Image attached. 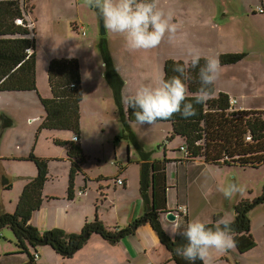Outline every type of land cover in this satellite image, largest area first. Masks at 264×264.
Instances as JSON below:
<instances>
[{
	"label": "rangeland",
	"instance_id": "rangeland-1",
	"mask_svg": "<svg viewBox=\"0 0 264 264\" xmlns=\"http://www.w3.org/2000/svg\"><path fill=\"white\" fill-rule=\"evenodd\" d=\"M260 2L261 0H211V13H209V17H207L211 18V55H216L219 51L239 52L241 55L244 54L243 57L234 64L221 65L220 78L223 80L235 74L240 76L241 72H239V70L241 69V64L244 63L243 65L245 66L242 73L246 85L245 91L256 94L257 100L253 102L257 105L264 104V81L263 78L261 82L258 81L259 75L257 73V65L252 64L255 62L256 56L257 59L261 58L259 53H254L253 51L259 50L260 45L264 42V15H262L264 12L260 13L257 11V7H263L259 5ZM32 3L33 7L31 12L24 13V18L28 21V27L31 30V38L35 39L37 89L42 94L43 88H47V90L49 88L47 82L49 61L58 56L76 54L84 60V58H87V55H89L93 60V67L88 65L85 72L92 75L93 73L102 71V59L99 50V43L102 36L105 39H111V45L119 56V70L128 79L129 77H134L132 70L133 65L138 61V57L142 56L145 58L149 52V50L130 51L126 47L123 36L120 34L106 31L101 35V19L94 9L85 6L84 0H33ZM159 6L166 14H174L176 11L182 12V10L188 13L193 7H198L199 9L203 8V4L200 0H159ZM253 10L256 12L252 13ZM205 15L207 16V12ZM16 22L21 23L22 20L17 19ZM199 44L202 46L204 43ZM177 46L178 42L176 38L172 42L166 35L158 46V50L160 51L162 48L169 50L171 47L175 49ZM27 51L30 52V49ZM170 52L171 51H169V53ZM262 61L264 65V59H262ZM131 83L133 84V80H129L124 86L125 88L121 90V94L127 92V88ZM36 92L0 91V130L4 126L5 118L10 120L8 117L12 116L19 121L16 125L10 123L7 127L5 126V133L0 143V166L2 167V163H4L6 167V172L0 169V214L2 212H7L3 211V205L8 207L9 211L12 208L11 205L16 207L18 198L24 188L22 186L17 192V178L11 181L9 179L7 180V175L21 176L23 174L16 175L17 170L14 171L16 163L10 162L5 159L6 157L4 156L12 150L17 151L18 148L21 147L24 135L28 137L33 136L34 142L36 133L31 131L30 125L22 121L24 117L29 114L28 110L26 107L21 106L20 102L25 99L24 95L26 93H34L38 99ZM92 92L99 102L106 104L98 107L100 119H97L95 115L90 113L92 104H86L83 114L80 117L79 128L83 133L84 139L89 143L93 141V143H91L93 148H96L95 141H97V143L103 144V151L106 150V148L108 149V159L105 160L96 157L99 161L95 164L96 159L89 158L82 166L85 175L83 171L74 175L73 178L76 179L77 187H84L85 176L87 175L89 177L87 183L88 189L85 192L86 196L83 195L84 189V191H77V193H74L73 196L69 198L65 180L63 178L59 179L56 183V189L62 187V190L58 194L63 195V199L55 197L58 200L54 202L56 206L52 208L59 207L62 212L68 215L77 213L85 214L90 210L91 220H85L86 222L93 221L96 215L103 224H108L107 222H110L109 224H112V228L110 229H115L117 220L119 222H124L129 212L131 216H134V214L139 215L129 223L132 224L142 216V211L145 210L138 202V197L139 195L141 196L138 190L141 168L137 162L140 160V154L132 144H130L132 152L129 154L127 151L128 141L123 130L124 124L117 107H115V112L113 113V108H111V105L107 107V102L108 104L110 103L108 99H105L101 91L99 89H93ZM41 109L43 110L42 106ZM162 125H166L167 133L162 134L163 145L161 148H159L160 145L157 142H148L146 128H142L140 132L138 131V136L142 141L144 149L151 156L155 153H159L158 157L163 158V149L166 148L169 154H181L180 158H182L183 154L184 158L187 159L188 150L184 144L185 141L179 136L171 137L170 122L164 121ZM114 131L116 132L115 134L113 133ZM39 134V138L41 139L40 145H37L39 150L44 147V150L59 152V147L61 146L59 144H52V135L65 136L67 133L62 130L43 129ZM44 137H48V142L44 140ZM116 139H118V143L115 142ZM77 140L73 139V141ZM113 145H116L115 151L117 157H114ZM166 159H169L171 163H176L177 160H179L177 158L172 159L168 157ZM115 162H117V164H115ZM119 168H122V170ZM125 168H127L128 184L124 187H115L113 182L121 178H112L116 177L120 172L122 176L125 175L123 173ZM211 169L209 177L213 185L211 188V194H213L211 195V210L213 208L225 209L227 199L218 191V186L233 180L246 186V190L243 194H237L233 197L234 199L238 198V202L243 199L253 200L264 194V164L257 169L235 167L221 169L218 167H211ZM99 177L102 179L98 180ZM170 179L171 172L169 171V181ZM11 182H13V184ZM100 184H103V187L100 186ZM10 185L12 186L10 187ZM101 187L105 193L103 201H101L100 192L98 191ZM124 188H127V190H124ZM167 190L169 191V188ZM172 191L174 190L172 189ZM172 191L170 192L171 196ZM81 195H83V197H81ZM170 198L169 196V202L171 200ZM206 198H208V196ZM174 209L175 210L171 211H173L175 215H183L184 211H187L185 204H177ZM229 211L233 213V210L229 209ZM160 215L165 217L164 213ZM249 217L251 221L250 232H252L256 241L255 248L242 255H239L235 249V253L230 254L226 251L218 252L213 250L211 256H217V260L212 264H230L228 260H230L231 264H264V204H260L254 208L250 212ZM160 222L162 225L161 218ZM128 225L121 227H127ZM133 226L132 229L134 231L139 225H135L134 228ZM163 229L165 228L163 227ZM14 238L11 229L8 227H4L0 231V264H19L20 260L26 257L25 255L16 253V242ZM41 248H44V246H39L38 250ZM49 249L53 255L57 257V260L52 256H47L46 259L42 257V259L37 262L38 264L65 263V260H61L51 247ZM154 253L159 258L163 256V251L161 250H154ZM235 258H239L240 262H237ZM72 261L75 262L76 258H73Z\"/></svg>",
	"mask_w": 264,
	"mask_h": 264
},
{
	"label": "trees",
	"instance_id": "trees-1",
	"mask_svg": "<svg viewBox=\"0 0 264 264\" xmlns=\"http://www.w3.org/2000/svg\"><path fill=\"white\" fill-rule=\"evenodd\" d=\"M32 1L0 0V91H37L35 39L31 38L28 21L24 18V13L32 10ZM17 19L22 22L17 23ZM28 49L30 52L27 51ZM100 50L106 64V75L113 87L117 110L124 124L125 136L133 144L131 142L133 135L128 127L129 122H136L133 109L126 110L121 102L123 81L114 68L104 40L100 43ZM243 55L239 52L220 54L219 61L221 65L232 64L239 61ZM183 62L167 59L163 66V78L176 75L173 72L174 65ZM200 63L203 64L204 60L202 59ZM79 71V64L75 59L53 58L49 61L47 78L51 96L43 97L38 94L45 112L39 129L70 130L78 134L82 99ZM189 74L192 79L185 83L191 98L200 86L198 68H189ZM228 99L229 95L225 92L216 94L214 87L210 99L203 104L195 105L197 114L194 117L183 119L177 114L171 119L160 121L170 122L171 137L179 136L185 141L188 159L200 157L205 162L218 165L257 168L264 164V110L234 109L229 106ZM10 123L11 121L5 118L3 128ZM247 133L251 135L250 141L245 140ZM62 144L71 150L69 156L72 157V166L67 188L68 197L71 198L74 194L73 177L77 172L82 171L81 165L85 162V158L73 143L62 142ZM28 158L37 166V175L24 186L15 210L0 214V231L4 227L11 229L15 237L16 253L26 256V261L21 264H37L39 246H50L63 259L83 248L92 234H98L105 240L115 243L132 234L133 225L138 226L144 222L149 223L160 243L169 251L171 258L176 256L175 248L186 243L180 236L171 240L159 218V213L168 211L165 164L169 159L148 162V154H141L139 193L146 204L149 203L150 209L144 210L142 216L134 223L110 230L95 215L94 220L85 222L79 232L72 233L59 227L40 232L29 222L31 214L40 207L44 199L42 190L48 179V162L33 153ZM263 202L264 194L253 200L243 199L234 206L235 215L231 228L238 253H245L256 246V241L250 232L249 212ZM180 216L187 219L182 214ZM220 216V214L214 215L208 226H214V222Z\"/></svg>",
	"mask_w": 264,
	"mask_h": 264
},
{
	"label": "crops",
	"instance_id": "crops-1",
	"mask_svg": "<svg viewBox=\"0 0 264 264\" xmlns=\"http://www.w3.org/2000/svg\"><path fill=\"white\" fill-rule=\"evenodd\" d=\"M200 2H202L203 4L202 9H199L198 7H193L188 13L185 12V10H182V12L176 11L174 14H171L173 18V22L177 25V31L175 33L174 38L172 39V42L176 38V41L178 42V46L175 49L171 47L169 50H165L164 48H162L160 51L158 50L157 47L155 49L149 50L145 58H143L142 56L138 57V61H136L134 65L131 64L133 65L132 74L134 77H129V79L126 78L119 70V65H120L119 56L117 55V53L115 52V50L111 45V39H105L102 36L101 41L102 40L105 41L107 46V51L109 52L114 68L123 81L121 90L125 88L124 86L129 82V80L130 81L133 80V84L132 83L130 84V86L127 88V92L125 94L123 93L122 97L130 93H133L141 83H153V84L157 83L161 78H163L164 62L169 58L182 60V61L189 59V57L187 56V49L190 47H195L199 49L202 56L211 55V24H210L211 18H207L209 17V13H211V0H200ZM259 5H262L264 7V0H261ZM206 12H207V16L205 15ZM254 12L256 11L253 10L252 13ZM100 43H99V50H100ZM199 43H204V44L201 46ZM169 51L171 52L169 53ZM253 52L259 53L261 58L264 59V42L260 45L259 50H255ZM225 53H236V52L219 51L216 55L213 56L219 58L220 54H225ZM100 54H101L102 67H103L102 71H98L96 73H93L92 75H89L85 72L88 65H91L93 67V60L89 57V55H87V58H84V60L81 59L76 54H68L65 56L57 57V58L75 59L79 64L80 89L82 92V99L80 102V117L83 114L84 106L88 103H91L92 108L90 109V113L92 115H95L97 119H100L98 107L100 105H105L106 103L102 104L96 99L95 94H93L92 92L93 89H99L101 93L104 95L105 99H108L110 104H108L107 102V107H110L111 105V108H113V113L115 112V107H117L113 96L112 84L105 72L106 64L101 50H100ZM261 58L257 59L256 56L255 62L252 63L257 65V73L259 75L258 81L260 82L262 78L264 81V74H263L264 65ZM243 64L244 63L241 64V69L239 70V72H241L240 76L235 74L223 80L219 76L214 86L215 93L217 94L218 92L222 91L228 94L229 97H235L237 99L236 107L240 109H264V104L257 105L253 102L257 100L256 94H253V92L248 93L245 91L246 85L243 79L244 75L242 73L245 65ZM7 92H36V91L25 90V91H7ZM37 92H36L37 96L38 94L43 97L51 96L50 87L48 88V90L47 88H43V94L40 93L38 89ZM24 96L25 99L22 102H20V105L26 107L29 114L26 115L22 121L31 126L30 127L31 131L35 132L36 136L33 142V136L28 137L24 135L21 147L18 148L17 151L12 150L6 156H4L6 157L5 159L9 160L10 162L16 163V165L14 166L15 169L14 171L17 170L16 175L23 174L21 176L7 175V180L9 179L11 181L12 179L17 178V192H18L22 186L24 187L30 179H32L37 175V166L32 160L28 158L29 155L33 153L39 158L46 159L48 162L47 165L48 179L45 182L42 190L44 199L40 207L34 210L33 213L31 214V218L29 222L31 223L32 226L36 227L40 232H44L53 227H59L67 232H77L82 229L86 221L91 220L90 210L87 211L85 214L77 213L73 215H68L62 212L59 207L52 208L56 206L54 205L56 204L54 203L56 202V200L63 199V195L58 194L62 190V187L56 189V183L58 182L59 179L63 178L66 183V188H68V184L70 180L69 174L72 166V161H71L72 157L69 156V152L71 150H68L67 146L65 144H62V142H70L73 143L75 147H78L85 158V162L89 158L96 159V157L105 160L108 159V149L106 148V150L103 151L102 149L103 144L101 143L99 144L97 143V141H95L96 148H93L91 144L93 143V141H90L91 143H89L86 139H84L83 133L79 129L78 134L73 133L70 130H62L67 133L65 134V136H56L55 134L52 135V139H51L52 144L53 145L59 144L61 146L59 147L60 149L59 152L44 150L45 149L44 147L39 150L37 148V145L38 144L40 145L41 142L40 141L41 139L39 138L40 136L39 133L41 130L46 129L43 128L39 130L40 124L44 119L45 112L43 114L44 109L43 110L41 109L42 104L39 100V97L37 99L34 93H26ZM8 118H10L12 125H16L19 123V121L12 116ZM163 122L164 121H159L153 126H150L148 124L139 125L136 122H129V124L131 125L128 124V127L131 135H133V141H131L133 142V144L130 143V140L127 139L128 141L127 151L130 154L132 152V148L130 144L135 145L137 151L140 154V160L137 161L139 167L141 162V154L143 153L148 154V159H147L148 162L163 160L165 157L172 159L174 158L179 159L177 160L176 163L175 162L171 163L170 161H168L165 164L166 184H167V188H166L167 208L169 210H175L174 209L175 205L185 204L188 213V215L186 216L187 219L199 218L200 220L206 222L207 224L212 222L213 217L216 214H220L221 216H227L230 220H233L235 215L234 206L239 201L238 198L235 199L232 198L230 200L227 199L225 204V209L213 208L211 210V195H213L211 194V188L213 185L211 183V179L209 178L210 172L212 170L211 167H218L220 169L226 167L257 169L262 165L257 168L241 167L238 165H218L215 163L205 162L203 158L200 157L187 160L188 158L185 159L183 154H182L183 159L180 158L181 154L180 155L169 154L166 148L163 149V158L158 157L159 153H155L153 156H151L144 149L142 141L138 136L139 135L138 131L140 132L142 131V128H146V132L148 133V142H157L160 145L159 148H161L163 145L162 134L167 133V127L166 125H162ZM50 130H59V129H50ZM4 133H5V127L2 128L0 131V143L3 139ZM113 133L115 134L116 132L114 131ZM74 135H77L78 137L77 141H73ZM44 140L48 142V137H44ZM115 142L118 143V139H116ZM70 146L72 147L71 144ZM113 149H114V157H117L115 151L116 145H113ZM98 161L99 159L98 160L96 159L95 164ZM83 164L81 165L82 171L84 170L82 167ZM115 164H117V162H115ZM0 169L6 172V167L4 163H2V167L0 166ZM119 169L122 170V168ZM169 171L171 172L170 181H169ZM126 172H127V168L123 170V173L125 175L122 176L121 172L120 173L118 172L119 174L116 177L112 178V179H116L119 177L123 179V184L121 185L115 182L116 181L115 180L113 182V185L115 187L117 186L124 187L126 184H128V176ZM88 178L89 177L86 175L83 185L84 187H77L76 179L73 178L74 193H77V191L79 192L80 190L84 191L85 189L83 195L86 196L85 192L88 189L87 186ZM100 179L102 178L99 177L98 180ZM139 180H140V176H139ZM11 183L13 184V182ZM11 186L12 185H10V187ZM100 186L103 187V184H100ZM102 187L98 189V191L100 192L101 201H103L105 196ZM127 188H124V190H127ZM168 188L169 191L167 190ZM172 189L174 191H172ZM138 190H139V185H138ZM171 191H172V196L170 195ZM205 193L207 195H205ZM83 195H81V197H83ZM169 196L171 197L170 202H169ZM207 196L208 198H206ZM55 197H58V199H56ZM142 198L139 195L138 202L146 210V202L144 201V199L142 200ZM260 204H264V202ZM11 207L12 208L10 211L8 210V207H6L5 205H3L2 209L3 211L13 212L16 207H14V205H11ZM229 209L233 210V213L230 212ZM138 216L139 215L136 214H134V216H131L129 212L126 215L124 222H119L117 220L115 229H110L112 228V224H109L110 222H107L108 224H104V225L110 230L120 229L122 228L121 226L128 225L129 223H131L133 219H135ZM160 216H161L162 225L164 228H166L168 226V220L165 219L163 215ZM250 231H251V221H250ZM42 246H44V248H41L39 250L38 252L39 258L37 262L40 261L42 257L46 259L47 256H52L57 260V257H55L53 253L50 251L49 246L47 245H42ZM234 249L236 250V252H238L236 247L227 250L226 252L229 254L235 253ZM154 250L163 251V256L159 258L157 255H155ZM245 253H238V254L242 255ZM57 255L61 258L59 254ZM73 258H76L75 262L72 261ZM211 258H212V263H214L217 260V256L212 255ZM61 260L63 261L65 260L64 264H77V263L80 264H190V262L185 261L184 259H182L177 255L174 258H171L169 251L164 245H162L159 242V238L157 234L153 231V229L148 223H142L141 225L136 227V229H134L132 234L119 239L115 243H111L105 240L98 234H92L88 242L85 244V246H83V248L77 250L72 257L67 259L61 258ZM235 260L237 262H240L239 258H235ZM25 261H26V257L21 259L19 264ZM228 262L231 264L230 260H228ZM60 264H62V262H60ZM196 264H202V262L198 260L196 261Z\"/></svg>",
	"mask_w": 264,
	"mask_h": 264
},
{
	"label": "clouds",
	"instance_id": "clouds-1",
	"mask_svg": "<svg viewBox=\"0 0 264 264\" xmlns=\"http://www.w3.org/2000/svg\"><path fill=\"white\" fill-rule=\"evenodd\" d=\"M85 6L94 9L103 21L105 31L123 36L130 51L157 48L167 35L172 40L177 31L171 13L166 14L159 6V0H84ZM189 59L176 63L173 75L161 78L157 83H141L137 89L122 97L125 109H133L139 125L153 126L160 120H168L179 114L189 119L197 114L195 105L211 98L214 86L221 73L219 58L202 56L199 49H187ZM204 60L201 64L200 61ZM189 68H198V91L189 98L185 81L191 80ZM246 186L233 180L218 186L225 199L243 194ZM205 195H207L205 193ZM185 210L183 216H187ZM173 217L170 219L169 217ZM227 216H220L214 226L199 218L184 219L180 215L168 214V226L164 229L171 240L182 237L186 243L175 248L177 256L190 264L201 261L212 264L213 250L224 252L235 247V238Z\"/></svg>",
	"mask_w": 264,
	"mask_h": 264
},
{
	"label": "built area",
	"instance_id": "built-area-1",
	"mask_svg": "<svg viewBox=\"0 0 264 264\" xmlns=\"http://www.w3.org/2000/svg\"><path fill=\"white\" fill-rule=\"evenodd\" d=\"M257 11L260 12V13H263L264 12V9H263V7L260 6V7H257ZM71 86H73V84ZM228 103H229V106L231 108L240 109V108H237L236 107L237 99L235 97H229ZM240 110H242V109H240ZM73 139L74 140H77L78 137L77 136H74ZM245 140L246 141H250L251 140V135L249 133L246 134ZM116 182L119 183V184H123V180L122 179H116ZM179 208H181V207H179Z\"/></svg>",
	"mask_w": 264,
	"mask_h": 264
},
{
	"label": "water",
	"instance_id": "water-1",
	"mask_svg": "<svg viewBox=\"0 0 264 264\" xmlns=\"http://www.w3.org/2000/svg\"><path fill=\"white\" fill-rule=\"evenodd\" d=\"M101 34H104L105 33V29H104V26H103V21H102V19H101ZM150 209V205L149 204H146V211H148ZM169 213H172V214H174L173 213V211H171V210H169V211H166V212H164V215H165V219H167L168 220V214ZM161 214V213H160ZM160 214H159V218H161V216H160ZM175 215V214H174ZM170 219H172L173 217H169ZM135 226V225H134ZM134 226H133V228H134Z\"/></svg>",
	"mask_w": 264,
	"mask_h": 264
}]
</instances>
